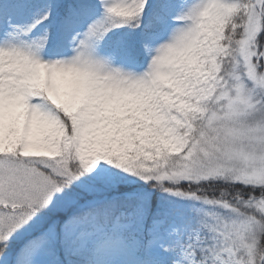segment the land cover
Returning a JSON list of instances; mask_svg holds the SVG:
<instances>
[{"label": "snow or ice", "instance_id": "obj_1", "mask_svg": "<svg viewBox=\"0 0 264 264\" xmlns=\"http://www.w3.org/2000/svg\"><path fill=\"white\" fill-rule=\"evenodd\" d=\"M0 264H264V0H0Z\"/></svg>", "mask_w": 264, "mask_h": 264}]
</instances>
